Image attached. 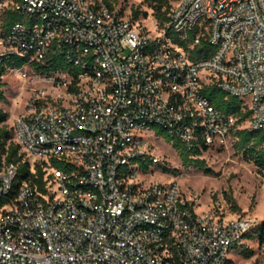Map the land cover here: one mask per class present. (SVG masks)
<instances>
[{"label":"built area","instance_id":"obj_1","mask_svg":"<svg viewBox=\"0 0 264 264\" xmlns=\"http://www.w3.org/2000/svg\"><path fill=\"white\" fill-rule=\"evenodd\" d=\"M8 7L22 18L4 26ZM140 20L103 0H0V63L26 58L6 70L35 83L12 139L44 170L43 189L25 180L4 201L17 167L0 163V264H232L259 223L145 177L165 164L157 127L188 148L264 128V0H177L162 26ZM169 30L212 54L191 58ZM53 54L70 68L34 67ZM206 85L249 117L216 107Z\"/></svg>","mask_w":264,"mask_h":264},{"label":"rangeland","instance_id":"obj_2","mask_svg":"<svg viewBox=\"0 0 264 264\" xmlns=\"http://www.w3.org/2000/svg\"><path fill=\"white\" fill-rule=\"evenodd\" d=\"M113 8H119L121 12L132 17V11L139 9L146 11L137 19L153 26L155 19L149 0H111ZM177 2V0H171ZM23 78L16 70L7 69L1 76L5 82L3 87L6 95L5 101H0V108L4 109L8 116L5 121L11 127L14 118L24 110V105L30 90L35 86L29 78ZM234 137L230 136L225 143L217 146H208L201 152L208 166L213 170L211 174H205L202 170L194 167L184 168L177 152L170 142L165 139L155 141L156 154L162 157L165 166L176 168L177 173L165 172L161 165L149 162L148 174L145 181L171 182L176 180L181 190L188 196L193 197L197 210L217 208L227 215L251 216L260 222L264 217V174L259 172L256 165L244 158L242 153H236L233 146ZM254 232V230H253ZM244 246L253 248L251 257H244L239 247L231 249L229 255L232 264H255L264 262V244H259L257 238H248Z\"/></svg>","mask_w":264,"mask_h":264},{"label":"trees","instance_id":"obj_3","mask_svg":"<svg viewBox=\"0 0 264 264\" xmlns=\"http://www.w3.org/2000/svg\"><path fill=\"white\" fill-rule=\"evenodd\" d=\"M109 7H113L111 0H103ZM150 6L153 10V15L160 26L169 20V12L171 11V0H149ZM121 11V10H120ZM140 13L143 16L147 15V12H141L139 9L132 11V19H137ZM21 15L14 9L8 7L5 9L2 15V23L4 26H9L15 20L21 19ZM168 35L172 37V40L187 47V40L179 38L177 35L172 34L171 31H167ZM195 35V31L189 33V39H192ZM191 58L197 59L201 57H207L212 54V47L203 38L200 39L193 47H187ZM26 61V58L13 57L10 60H6L4 63H0V101L6 100V95L3 87L5 82L1 80V75L5 73L7 66L20 67ZM34 67L42 72L47 73L59 68H70V64L60 54H53L41 61H34ZM75 72V71H74ZM205 94L211 99L212 103L224 112H234L239 116L238 121L241 122L247 119L250 115V111H241V100L235 96L227 95L226 92L217 88L214 85L204 86ZM7 112L0 108V163L5 160L16 165L17 173L13 181L12 191L8 196L3 197L1 200H8L12 197L21 182L27 180L33 186H37L39 189L44 188V170L41 163L35 164L34 171L31 170V164L27 158L24 157V153L20 151V146L13 141V127L7 126L5 121L7 119ZM157 133L160 134L166 142H170L172 147L178 154L181 164L184 168L194 167L202 170L205 174L213 173V170L208 166L206 160L200 157L201 152L208 148V145L201 139H199L200 145H194L188 148L181 140L170 137L163 129L157 127ZM234 141L233 146L236 153H242L244 158L251 160L257 167L258 171L264 174V128L251 129V128H238L233 133ZM161 165L162 170L165 172L177 173L176 168H169L165 164ZM144 169H147V163H143ZM254 230V232H253ZM250 233L247 234V238H257L259 244H264V217L254 227ZM240 249V253L244 257H251L254 254V250L251 247L244 246ZM232 263V260H229ZM255 264H264V262H255Z\"/></svg>","mask_w":264,"mask_h":264}]
</instances>
